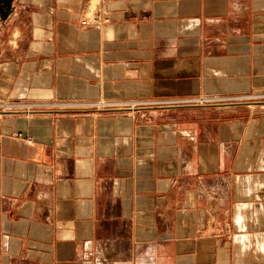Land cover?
Segmentation results:
<instances>
[{"label":"crops","instance_id":"0c3cea01","mask_svg":"<svg viewBox=\"0 0 264 264\" xmlns=\"http://www.w3.org/2000/svg\"><path fill=\"white\" fill-rule=\"evenodd\" d=\"M4 5L0 264H264V0Z\"/></svg>","mask_w":264,"mask_h":264},{"label":"built area","instance_id":"2783aa9c","mask_svg":"<svg viewBox=\"0 0 264 264\" xmlns=\"http://www.w3.org/2000/svg\"><path fill=\"white\" fill-rule=\"evenodd\" d=\"M96 20V19H95ZM206 99H165V100H139V101H126V102H106V101H97L92 104L96 108L104 107H128L131 110L142 108V107H151V106H177L184 104H193L199 103L203 104ZM0 107H9L12 109H25L26 112H31L34 109L32 104H0Z\"/></svg>","mask_w":264,"mask_h":264},{"label":"water","instance_id":"95a60500","mask_svg":"<svg viewBox=\"0 0 264 264\" xmlns=\"http://www.w3.org/2000/svg\"><path fill=\"white\" fill-rule=\"evenodd\" d=\"M6 2V0H2L1 2H0V4H1V8H0V11L2 12V13H5V15L8 13L7 11V6L8 5H4V3ZM7 113H27V112H15V111H11V112H7Z\"/></svg>","mask_w":264,"mask_h":264},{"label":"rangeland","instance_id":"374dc122","mask_svg":"<svg viewBox=\"0 0 264 264\" xmlns=\"http://www.w3.org/2000/svg\"><path fill=\"white\" fill-rule=\"evenodd\" d=\"M6 111H11V109H5ZM13 110H15V109H13ZM12 110V111H13ZM17 110V109H16ZM0 111H4V108H0Z\"/></svg>","mask_w":264,"mask_h":264}]
</instances>
